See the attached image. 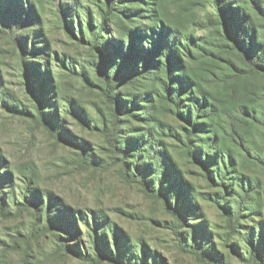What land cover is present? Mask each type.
I'll use <instances>...</instances> for the list:
<instances>
[{
    "label": "rangeland",
    "instance_id": "rangeland-1",
    "mask_svg": "<svg viewBox=\"0 0 264 264\" xmlns=\"http://www.w3.org/2000/svg\"><path fill=\"white\" fill-rule=\"evenodd\" d=\"M94 1L83 0L82 11L86 12L88 6L93 17L100 22L101 13ZM161 6V12L178 29L184 42L189 37L205 48L201 51L192 46L201 53H197V59L192 61L184 55L185 60L194 66L200 60L212 62L217 76L231 74L226 60H234L236 56L225 39L212 0H162ZM82 16L85 19V13ZM258 20L264 24L263 18L259 17ZM41 22L49 48L46 55L36 54L28 60L42 63L52 55L54 79L61 84L64 92L70 93L74 101L80 104L81 109L71 111L65 98L59 96L65 102L63 104L59 99L54 102L61 119V131L71 135L76 145H66L59 141L57 133L48 130L40 120L30 115L12 114L0 107V156L10 160V165L0 169V173L4 174L8 170L16 176V185L13 182L0 186L3 191L0 203L6 204L5 209L0 206V253L3 244H8L5 246L8 249L6 263L3 264H24V257L31 264H36V248L30 250L27 237L36 227L37 219L48 213V201L45 209L41 208L39 212L30 204L29 191L38 187L41 192L52 193L51 216L58 217L66 213L65 206L86 213L91 210L105 212L114 226L108 231L107 239L102 238L98 242L103 250L116 257L121 250L128 251L125 260L137 259L143 262L148 258L151 264L155 260L162 264H203L181 249L179 236L174 231L179 220L168 208L172 204L186 222L180 232L189 244H205L206 248L219 253L220 256L216 255L219 260L226 258V264H253L250 260L252 250L258 247L264 250V125L255 127L252 132L255 149L260 157H247L235 144L227 143L229 148L238 151V167L233 175L243 176L246 181L245 190L237 184L233 185L234 189L221 186L216 179L217 173L206 170L199 160L189 154L188 137L193 127L181 114L186 109L178 108L171 99L166 98L164 87L156 80L159 69L152 68L140 75L147 78L129 80L128 76L133 72V61L123 63L120 59L116 60V64L114 59L107 62V66L110 67L111 76H114L115 91L124 100L117 143L126 150V154H115L107 145L104 135L109 126L112 105L107 103L102 89L105 86L102 78L103 56L90 44L72 36L62 26L54 10L46 9ZM113 28L116 27L112 23L108 29L109 34H104L101 41L121 38L127 45L128 36L112 31ZM37 45L43 44L39 42ZM55 52L67 58V65L71 68L72 64L74 70L69 71L62 63H58L54 58ZM21 67L19 51L11 39L0 37L2 90L7 88L17 96L20 105L32 109L34 102L27 91ZM83 74L90 80L85 82L80 77ZM216 79L221 82L218 84H223L219 78ZM260 81L264 83V79ZM212 88L221 90L222 85L216 84ZM195 121L205 122V119L199 116ZM155 128L161 135L156 138L152 136L150 144L142 142V134L148 140L150 130L153 132ZM204 134L197 132L191 135L194 145L190 149V152L195 150L203 159L206 155L202 153L200 138ZM162 152L169 154L172 163L162 161ZM148 153L156 159L144 158ZM154 160V167L151 168L149 162ZM216 168L214 165L211 169ZM27 176H34L38 180V187ZM147 186L164 194V200L150 195ZM15 193L21 203L9 205L8 196ZM220 198H224L226 206L232 210H236L244 198L255 202L260 198L263 205L253 214L245 210L239 231L229 236L226 216L217 201ZM80 220L81 228L86 231L83 239L85 248L94 252V240L100 237ZM88 232L91 234L88 235ZM17 236L21 237L19 250L14 249L12 241ZM42 242L44 253L39 256V264H88L56 252V245L49 237L43 238ZM128 244H132L131 250L126 248ZM144 245L155 257L143 249Z\"/></svg>",
    "mask_w": 264,
    "mask_h": 264
},
{
    "label": "trees",
    "instance_id": "trees-1",
    "mask_svg": "<svg viewBox=\"0 0 264 264\" xmlns=\"http://www.w3.org/2000/svg\"><path fill=\"white\" fill-rule=\"evenodd\" d=\"M212 1L218 13L219 22L223 27L225 39L230 43L236 56L234 60L231 58L226 60L227 67L231 72L228 76H217L212 62L200 60L194 66L185 60L184 55L191 61L197 59L196 54L198 51L193 47L201 51H204L205 48L201 44H197L192 38L188 37L187 42L180 38L178 29L171 25L162 13V0H96L94 4L97 5L101 13L100 22L95 16L93 17L94 14L88 6L85 8L86 12L82 11L84 7L82 6L83 0H0V37L10 38L19 51L22 76H24L27 91L34 102V108L28 109L24 105H20L18 103L20 102L19 99L13 92L7 88L2 90L4 88L2 78H0V107L5 108L12 114L30 115L34 119L40 120L48 130L57 133L59 141L66 145H76L71 135L61 131V119L54 102L59 99L63 104L65 102L60 97L65 98L71 111L81 109L80 104L74 101V97L70 93L64 92L61 84L54 79L52 55L49 59H45L46 62L42 63L39 61L29 62L28 60L29 57L36 54L46 55L49 42L44 38L43 22L41 21H43V13L46 9L54 10L56 17L62 22V26L64 25L63 27L72 36L81 42L90 44L94 50L103 56L104 65L102 68L104 75L102 74V78L105 86L102 89L107 103L112 105L110 121H108L109 126L104 131V135L107 145L113 153L126 152L117 143L121 128V108L124 100L115 91L114 76H111L107 62L115 59L117 64L120 59L123 63L132 60L134 67L132 74L128 76L129 80L136 77L147 78L140 75L149 72L152 68L159 69L156 80L161 82L164 87L168 96L166 98L171 99L178 108L184 107L186 109L181 114L193 127V131L188 137L189 154L194 159L199 160L206 170H213L217 173L216 179L219 185L234 189L232 188L233 185L237 184L242 190H245L246 181L243 176L233 175L238 167V151L229 148L227 143L235 144L245 152L247 157H260L255 149L252 132L255 127L264 125V83L260 81V79H264V24L258 20L259 17L264 19V0ZM84 13V18L88 19L86 24L82 16ZM139 21L140 24H138ZM112 23L116 27L112 31L122 36H128L127 45L121 38H106L104 42L101 41L104 39V34H109L108 29ZM39 24L41 26H38ZM39 42H42L43 45L38 46ZM54 58L69 71L74 70L72 64L69 68L67 58H64V56L55 52ZM83 75L80 77L85 82L90 80L88 76ZM216 78H219L223 84H218L221 82ZM216 84L222 85V89L214 90L212 87ZM132 104H135V102ZM199 116L205 119V122L195 121ZM105 125L107 126V123ZM153 132L150 130L151 135H149L148 140H146L147 136L142 134L140 137L142 142L150 144L152 136L156 138L161 135V132L156 128ZM197 132L205 133L200 138L202 153L206 155L205 159L202 156L200 157V154L198 155L195 150L190 152L194 145L191 135H195ZM139 150L137 149V151ZM161 154L163 162L171 161L167 152ZM144 158L151 159L154 157H151L148 153ZM154 163L155 160L149 162L151 168L154 167ZM9 165L10 160L0 156V169ZM214 165L217 168L211 169ZM21 171L23 172V170ZM15 177L12 171L7 170L4 174L0 173V186L1 184L9 185L13 183ZM27 177L29 178V176ZM29 179L33 182L32 184L38 187V180L34 176ZM14 184L16 185L15 182ZM29 184L31 185V182ZM38 188L29 191L30 204H33L39 212L41 208L45 209L44 207L48 201V213L37 219L38 222L33 230L36 232L32 231L30 236L27 237L28 242H30V250L36 248V264H39L41 253H44L42 239L47 237L51 238L56 245V252H62L69 258L79 259L88 264H103L105 262L151 264L148 258L143 262L137 259L125 260V256L128 254L127 250V252L120 250L119 256L116 257L113 253L101 248L98 241L102 238L107 239L108 231L112 230L114 226L105 212L91 210V212L86 213L65 206L67 210L64 213L65 215L61 213L58 217L51 216L52 193L41 192ZM146 189L150 195L164 200V194L160 191L151 189L149 186ZM35 190L36 192H34ZM2 192L0 188V194H3ZM235 196H238V194H235ZM0 198L3 199V196H0ZM25 198L28 199L26 194ZM8 200L9 205L21 203L16 197V193L13 196H8ZM217 201L226 216V227L229 236H233L239 231L240 221L245 214V210H249L250 214H253L260 210L263 205L260 198L256 202L244 198L240 201L236 210H232L226 206L224 198ZM247 204H249V208H246ZM0 206L5 209V202L0 203ZM28 208H30V205H28ZM168 208L178 217L179 221L174 227V231L179 236L180 246L184 252L195 256L203 264L227 263L226 258L221 257L222 259L219 260L216 256L219 253H214L212 248H206L205 244L202 246L189 244L180 232L186 225L183 216L172 204L168 205ZM69 214L70 216H68ZM79 219L84 221L90 230H95L97 236L100 237L99 240H94V245H96L94 252L85 248L83 239L86 231L81 228ZM90 234L88 232V235ZM20 238L17 236L15 240H12L14 242L13 247L16 250H19ZM118 244L121 243L118 242ZM7 245V243H4L1 248L3 251L0 253V264L6 263ZM132 247V244L126 245L129 250ZM143 249L155 257L146 245L143 246ZM261 249L260 247L255 248L250 253V260L253 264H264V250ZM24 260V264H31L26 261V257H24ZM152 264L162 263L155 260Z\"/></svg>",
    "mask_w": 264,
    "mask_h": 264
}]
</instances>
